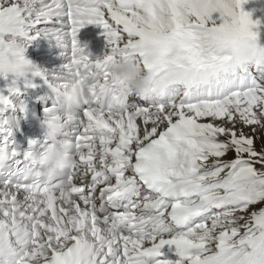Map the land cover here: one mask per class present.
Returning a JSON list of instances; mask_svg holds the SVG:
<instances>
[{
  "label": "snow or ice",
  "instance_id": "6c2138e0",
  "mask_svg": "<svg viewBox=\"0 0 264 264\" xmlns=\"http://www.w3.org/2000/svg\"><path fill=\"white\" fill-rule=\"evenodd\" d=\"M247 2L0 0V264H173L165 245L175 264H264V207L250 211L264 204V144L236 127H264V47ZM89 24L106 40L95 59L78 39ZM41 35L66 50L56 73L26 58ZM115 61L142 68L148 92L122 91ZM13 62L25 70L5 72ZM37 77L50 89L43 122L67 123L75 144L66 176L39 171L47 137L23 152L13 138L27 112L14 101ZM74 79L92 99L72 120L61 92Z\"/></svg>",
  "mask_w": 264,
  "mask_h": 264
},
{
  "label": "clouds",
  "instance_id": "9594fccd",
  "mask_svg": "<svg viewBox=\"0 0 264 264\" xmlns=\"http://www.w3.org/2000/svg\"><path fill=\"white\" fill-rule=\"evenodd\" d=\"M108 69L118 81L122 91H130L134 95L145 94L152 87L151 77L134 62L115 61L108 65ZM3 70L13 74H21L25 69L23 65L13 62L6 64ZM91 99L92 92L87 80L74 79L70 81L61 92V104L64 109L62 115L74 120L76 108L87 104ZM112 103H117V99H113ZM42 127L45 129V137L51 143L46 152L37 157L38 162L43 161L39 171L44 178H54L78 163L75 155V144L66 135L62 140H58L61 132L68 129V124L63 123L60 119H55L47 124L43 122ZM4 251L7 253V239L4 240Z\"/></svg>",
  "mask_w": 264,
  "mask_h": 264
},
{
  "label": "bare ground",
  "instance_id": "6f19581e",
  "mask_svg": "<svg viewBox=\"0 0 264 264\" xmlns=\"http://www.w3.org/2000/svg\"><path fill=\"white\" fill-rule=\"evenodd\" d=\"M246 5H247L246 11L251 12L252 19L254 21H259L258 28L254 29V30L259 32L258 40H264V22L262 21V19H264V14H261V13H264V3L262 5V3H260L259 1L256 2L254 0L253 4H246ZM91 30H102V29L97 25L89 24L88 27L82 28L80 30V32L91 31ZM102 33L103 32H99L96 35H94L95 39L93 41H88V43L90 44L91 49L98 51V50H101V48H103V51L105 53L106 47L105 46H99L101 44H106L105 37ZM37 40H39V41H41V40H53L55 44L50 45V46H51V48H54V49L53 50L50 49L48 54L39 55L38 54L39 49H33L31 47H28L26 50V53H25L26 58L29 59L32 63H34L38 67H40L41 69L47 70L49 73L58 72L61 69V66L63 64H65L66 62L62 61L63 64L57 65L53 62V58L57 57V58H62L64 60L65 57L61 55L62 52H65L64 49L61 48L60 46H58L54 39H49L43 35L38 36ZM101 41H103V42H101ZM93 42H101V43L92 44ZM21 94H25V96H27L28 98L33 99L35 104L39 105L41 109H44L46 107L47 103L49 102V99L43 100V101H38L36 99V96L32 92H30L28 89H24L21 92ZM129 102L140 103V101H138V99L136 97L129 98ZM40 112L44 113V111H40ZM77 159H78V157H77ZM77 183L79 184L80 181L77 180ZM161 253H162L161 259H170L173 261V264H175V262L180 259L179 254L176 252L174 245L173 246L165 245L161 249Z\"/></svg>",
  "mask_w": 264,
  "mask_h": 264
},
{
  "label": "rangeland",
  "instance_id": "374dc122",
  "mask_svg": "<svg viewBox=\"0 0 264 264\" xmlns=\"http://www.w3.org/2000/svg\"><path fill=\"white\" fill-rule=\"evenodd\" d=\"M255 1L256 2L259 1L260 3H262V5L264 3L263 0H255ZM248 2L243 5V10L244 11H246V9H247V5L246 4H253L254 0H250V1L248 0ZM246 12L251 13L250 11H246ZM261 14H264V13H261ZM218 16H219V13L213 14V18L214 19L216 17H218ZM262 21H264V19ZM257 42H258V40H257ZM263 43H264V41H263ZM262 47H264V46H262ZM226 126H229L230 127L231 125H226ZM236 127H237V130L238 131L240 129H243V131L245 132V134L250 135V136H253L255 138V141H256V148H257V150H260L262 144H264V127L257 126V127H255V130H253V128L245 127L243 124H239V123L237 124ZM232 158H233V153H229V155L227 157H225V159H232ZM261 207H264V204H258L256 206H254L253 209H250V211L251 210H258ZM243 215L247 216L248 213H246V214L243 213ZM241 223H243V221H241Z\"/></svg>",
  "mask_w": 264,
  "mask_h": 264
}]
</instances>
